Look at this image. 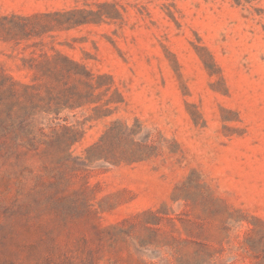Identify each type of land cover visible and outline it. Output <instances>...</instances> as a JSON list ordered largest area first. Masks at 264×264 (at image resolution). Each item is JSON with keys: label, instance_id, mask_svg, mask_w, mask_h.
Returning <instances> with one entry per match:
<instances>
[{"label": "rangeland", "instance_id": "374dc122", "mask_svg": "<svg viewBox=\"0 0 264 264\" xmlns=\"http://www.w3.org/2000/svg\"><path fill=\"white\" fill-rule=\"evenodd\" d=\"M0 264H264V0H0Z\"/></svg>", "mask_w": 264, "mask_h": 264}]
</instances>
